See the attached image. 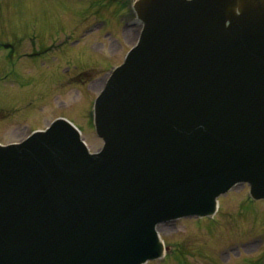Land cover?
Wrapping results in <instances>:
<instances>
[{
  "label": "water",
  "instance_id": "obj_1",
  "mask_svg": "<svg viewBox=\"0 0 264 264\" xmlns=\"http://www.w3.org/2000/svg\"><path fill=\"white\" fill-rule=\"evenodd\" d=\"M89 154L57 120L0 145V264H139L155 227L248 179L264 194V0H141Z\"/></svg>",
  "mask_w": 264,
  "mask_h": 264
},
{
  "label": "rangeland",
  "instance_id": "obj_2",
  "mask_svg": "<svg viewBox=\"0 0 264 264\" xmlns=\"http://www.w3.org/2000/svg\"><path fill=\"white\" fill-rule=\"evenodd\" d=\"M130 2L0 0L3 142L65 116L83 130L93 150L101 147L91 121L92 101L106 72L137 40L140 28H125L135 11ZM248 190L240 184L221 197L222 211L209 225L196 217L162 223L168 255L148 264H262L264 241L253 240L264 237V200L250 199Z\"/></svg>",
  "mask_w": 264,
  "mask_h": 264
}]
</instances>
